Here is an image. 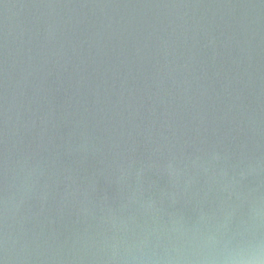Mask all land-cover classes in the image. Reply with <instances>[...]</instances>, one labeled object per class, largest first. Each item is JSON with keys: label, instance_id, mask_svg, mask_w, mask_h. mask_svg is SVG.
I'll return each mask as SVG.
<instances>
[{"label": "water", "instance_id": "obj_1", "mask_svg": "<svg viewBox=\"0 0 264 264\" xmlns=\"http://www.w3.org/2000/svg\"><path fill=\"white\" fill-rule=\"evenodd\" d=\"M0 264H264V0H0Z\"/></svg>", "mask_w": 264, "mask_h": 264}]
</instances>
